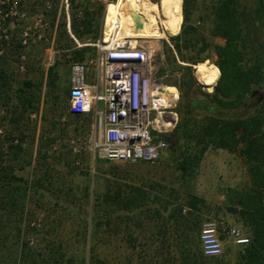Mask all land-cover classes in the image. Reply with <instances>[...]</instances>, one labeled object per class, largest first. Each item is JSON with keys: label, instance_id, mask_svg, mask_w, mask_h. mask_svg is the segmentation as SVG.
<instances>
[{"label": "trees", "instance_id": "16d2710c", "mask_svg": "<svg viewBox=\"0 0 264 264\" xmlns=\"http://www.w3.org/2000/svg\"><path fill=\"white\" fill-rule=\"evenodd\" d=\"M210 1L208 10L202 13L201 0H160L158 4L162 21L175 34L170 36L171 45L164 50L159 74L168 76L169 62L178 59L185 63H178L174 69L184 71L181 92L184 121L178 126L195 138L197 148L184 154L180 145L183 136L176 129L172 137L165 138L183 177L194 176L202 154L210 146L230 152L238 150L251 185L236 193L238 206H227L248 232V242L239 245L236 251L235 264H264V99L250 113L240 111L253 91L264 90V0ZM68 2V19L65 11L59 9L58 0L45 10V17L49 26L55 28L54 48L63 52L66 62L72 63L82 61L86 53H94V46H77L75 39L88 37L95 41L99 37L104 1ZM217 36L223 38V44L213 42ZM210 50L216 55L218 79L213 91L201 89L200 97L195 92L191 67L208 58ZM21 55L20 39L16 36L9 42L0 39V256H8V261L0 259V264H225L223 255L205 256L200 247V205L205 204L204 197L192 192L183 196L175 188L160 183L155 187L121 182L117 179L123 177L113 171L104 188L90 183L73 185L71 179L53 178L50 174L53 165L46 162V152L56 140L57 129L52 124L51 135L40 133L36 139L35 126L27 124L25 117L38 110L42 88L50 94L56 87V60L45 68L40 65L41 59L29 52L25 75L15 87L11 67ZM34 59L39 60L38 67L32 64ZM36 71L38 79L31 76ZM164 83L182 88L180 81L171 83L167 78ZM68 91L69 87L63 91L66 97ZM54 103L64 110L58 96ZM195 108L201 109V117L191 123L190 115ZM69 115L74 119V130L81 127L86 132L87 125H79L83 115ZM64 163L68 166L69 161ZM25 168L31 169L33 177L16 173ZM31 190L48 195L43 196L42 204L51 208L54 227L48 229L47 235L56 241L35 253L27 241H20L17 246L16 240L15 248L8 243L25 230L23 214ZM84 204L90 207L86 216L80 213ZM184 205L188 206L187 213ZM72 206L79 210L74 232L64 228L65 220L61 218ZM120 232L127 245L122 251L114 246L108 256V244ZM72 238H76L75 245L71 244Z\"/></svg>", "mask_w": 264, "mask_h": 264}, {"label": "rangeland", "instance_id": "374dc122", "mask_svg": "<svg viewBox=\"0 0 264 264\" xmlns=\"http://www.w3.org/2000/svg\"><path fill=\"white\" fill-rule=\"evenodd\" d=\"M103 1L104 9L101 33L103 31V37L105 40L108 39L110 34L114 31L115 22L118 21L119 35H138L141 43L157 50V55L154 59L155 62L159 63L161 61V55L162 59L165 58L164 50L166 49L167 45H171V41L169 39L170 36L175 34L170 33L172 29H167L166 27L168 25L162 21V16L158 7L160 0H153V2L156 3L154 5H152L153 3H149L147 6V12L142 11L139 13L142 16V28L138 29L136 32L133 31L130 14H127L126 11L129 7H134V4H138L139 0ZM53 2L54 0H50V6L53 4ZM210 3V0H201V13L208 10ZM58 7L59 9H63L65 11L63 5L61 4V0H58ZM22 8L29 13V19L31 21L36 17L37 14L42 15L45 22L44 31L42 32L45 36L43 35L44 37L42 39L33 38L32 40L31 38V41L27 46L21 45L22 55L20 56L19 61L13 63L11 67L15 75L13 86L16 87L20 85V80L25 75V66L28 60L27 54L29 52L32 51V53L36 54V58L41 59L40 65L45 68L54 60H56L55 70L58 74L55 78L56 87L51 90L50 94H46L44 92V88H42L43 90L41 91L38 110L25 117V122H27V124H29L31 127L35 126L36 139L40 133H44L46 136L51 135L53 125L57 129H55L56 131L54 133L56 140L46 152L48 157L46 162L52 163L53 165L50 170V174L53 176V178L67 179L68 181L71 179L73 185H75V183H78L79 185L90 183V185L93 184L95 187L104 188L107 179L112 177L113 171L115 172L116 176L123 177V179H117L121 182L140 183L149 186L154 185L155 187H158L157 183H160L166 185L167 187L175 188L180 193V195L183 196L186 192H192L204 197L206 201L204 205H200L202 223L208 219H218L220 217H224L229 223L238 226L242 233L247 236V229L243 226L242 222L239 221L238 215H236V213H230L227 210V206L229 204L238 206L236 193L242 192L244 188L251 185L246 166L238 150L230 152L221 148H215L211 146L208 147L201 156L198 167L193 173L194 176L185 177H183L181 172L177 170V162L174 160V156L170 153L169 147L166 152L154 163L141 161L135 163H105L103 160L93 161L89 153L85 150H81L76 154L71 151V154H68L69 149H71V139L82 137L87 132L91 121V116L90 114H84L83 118L79 121L80 126L83 124L87 125L86 132H82L81 127L78 131L74 130L72 126L74 119L66 110L67 97L63 93L64 89L69 87V66L71 63L66 62L62 51H58L54 48V38L52 39V33L55 28L52 29L49 26V23L45 17V10L48 9H44L41 3L38 4L33 0H23ZM79 12L80 11H78V15ZM193 21H195L197 24L196 15L193 16ZM202 25L203 24L201 23V26ZM166 29L169 31L166 32ZM33 31L40 32V28L38 27ZM18 32L19 31H17V34L15 35L16 39H19ZM262 39L264 40V33L262 35ZM213 42L223 44L224 40L223 38L217 36L213 38ZM49 46L50 50L45 52V48H48ZM94 53H89L87 55L92 56ZM37 59H34L32 64L38 67L39 60ZM215 60L216 55L212 50H210L208 58H206L204 61L192 64V75L196 81L195 92L196 95L200 97L201 89L212 92L213 87L217 82L218 78ZM178 63L185 64L178 59L174 62L168 63V76H164L163 82L165 79L169 78L171 83H174L175 81H180L181 83L182 88L181 90L178 89L179 98L176 102L178 121L176 127L173 129V132H175L176 129L178 134L183 136L180 139V145L184 154H188L189 151L190 153H193L197 146L195 145V138L189 137L188 134L185 133V130H183L185 128L178 126L181 120L184 121L182 118L183 115L181 108V101L183 100L181 97V92L184 91V84L182 81L184 77V71L180 69L174 70ZM210 66H213L215 71H213L212 68L209 69ZM31 76L34 77V79H38L39 72L36 71L31 74ZM173 86L174 85H167V87L163 88L162 93L164 94V97L161 100V103H166L168 96L171 95V93H175ZM57 96L60 98V106H64V110L59 109L58 106L56 107L54 100ZM60 110L63 111L62 114H59ZM1 111L2 110L0 109V113ZM240 111L244 113L251 112L249 109H241ZM200 114L201 109H193L192 114L190 115L191 123L196 122L201 117ZM241 145L242 144H240L238 148L241 147ZM70 157L74 159L73 163L70 162ZM75 160H78V163H75ZM63 161H69L68 166H65ZM111 166L116 168H109ZM16 173L24 177H33V173L29 168L17 170ZM230 188H232L233 191H230ZM150 190L153 189L150 188ZM43 196L47 197L48 195L46 194ZM43 196H41L39 193L35 194V192L32 190L29 193L27 205L24 211L25 214H23L25 219L22 223L25 230L21 233L19 238L14 236V239H10L8 243L11 244V247L15 248L16 240L19 241L17 242V246L20 241H27L28 245L32 248V253H35L37 251L42 252L46 250L45 248L48 245L56 243V241L51 238L50 234L47 235L49 233L47 232L48 229L54 227V216L51 213L52 211L49 205L42 204L45 202V200H43L45 197ZM184 207L187 208L188 206L184 205ZM187 211L188 210H186L184 213H187ZM89 212L90 207L84 204L80 210L81 215L86 216L89 214ZM78 214L79 210L73 206L67 209L64 212V215L61 216V218L65 220H63L64 228L70 231L73 230L74 232L76 228V222L78 221ZM28 219H30V222ZM28 222L30 223L29 226L27 225ZM169 230H171V227H169ZM75 240L76 238H72L71 244L75 245ZM222 243L223 248L221 255L224 256L223 262L225 264H235L237 257L236 251L238 248H240V246L234 244L229 237L223 239ZM10 244L8 245L10 246ZM126 245V240L123 239L122 232H120L118 236L108 244V256L110 255L112 249L114 250V246H117L118 250L122 251V248ZM0 259L7 262L8 256H0Z\"/></svg>", "mask_w": 264, "mask_h": 264}, {"label": "built area", "instance_id": "2783aa9c", "mask_svg": "<svg viewBox=\"0 0 264 264\" xmlns=\"http://www.w3.org/2000/svg\"><path fill=\"white\" fill-rule=\"evenodd\" d=\"M33 1L44 9L50 8V0ZM22 3L23 0H0V39L9 42L19 31L21 45L27 46L31 38L45 36V22L40 14L31 21ZM61 4L68 19V0H61ZM118 26L116 21L108 39H104L102 31L92 43L94 55H86L69 66L67 112L91 116L87 132L71 139V151L76 154L85 150L93 161L154 163L168 149L165 136L177 125L179 91L173 86L175 93L161 103V88L167 87L164 75L159 74L162 55L161 61L155 62V48L141 43L138 35H119ZM38 27L40 32H34ZM54 35L55 29L52 39ZM221 235L236 245L248 242L241 229L224 217L208 219L199 234L205 256L222 253Z\"/></svg>", "mask_w": 264, "mask_h": 264}, {"label": "crops", "instance_id": "0c3cea01", "mask_svg": "<svg viewBox=\"0 0 264 264\" xmlns=\"http://www.w3.org/2000/svg\"><path fill=\"white\" fill-rule=\"evenodd\" d=\"M149 3H153L152 5H154L156 2H153V1H151V0H139V3L138 4H134V7H135V9H136V13H140V12H142V11H144V12H147V6L149 5ZM124 10V9H123ZM129 11H130V7L127 9V14H129ZM123 12H125V11H123ZM117 19H119V18H117ZM100 36H101V34L99 35V37L97 38V39H99L100 38ZM96 39V40H97ZM95 40V41H96ZM75 41H76V43H77V46H81V45H91V46H93L92 45V43L93 42H95V41H91V39L90 38H88V37H85V38H83L82 40H77V39H75ZM50 50V46L48 47V48H45V52H48ZM55 52V51H54ZM87 54H89V53H86V55ZM221 238H222V240L223 239H225L226 238V236L225 235H221ZM228 238V237H227Z\"/></svg>", "mask_w": 264, "mask_h": 264}, {"label": "flooded vegetation", "instance_id": "af4514ba", "mask_svg": "<svg viewBox=\"0 0 264 264\" xmlns=\"http://www.w3.org/2000/svg\"><path fill=\"white\" fill-rule=\"evenodd\" d=\"M263 99H264V92L263 91H253L250 94V98L248 99V101L245 104H243L242 109H244V110L254 109ZM173 133L174 132L172 131L167 136L172 137Z\"/></svg>", "mask_w": 264, "mask_h": 264}, {"label": "water", "instance_id": "95a60500", "mask_svg": "<svg viewBox=\"0 0 264 264\" xmlns=\"http://www.w3.org/2000/svg\"><path fill=\"white\" fill-rule=\"evenodd\" d=\"M130 17L132 19V25H133V31L134 32H136L138 29L142 28V16L139 13L131 12ZM167 135H169V133H167Z\"/></svg>", "mask_w": 264, "mask_h": 264}, {"label": "bare ground", "instance_id": "6f19581e", "mask_svg": "<svg viewBox=\"0 0 264 264\" xmlns=\"http://www.w3.org/2000/svg\"><path fill=\"white\" fill-rule=\"evenodd\" d=\"M136 11V9H135V7H130V11H129V14L131 13V12H135ZM210 68H212L213 69V71H215V68L213 67V66H210L209 67V69ZM213 76V75H212ZM158 87H161L160 85H158ZM163 88L164 87H162L161 89H162V92H163ZM162 98L161 99H163V97H164V94L162 93V96H161Z\"/></svg>", "mask_w": 264, "mask_h": 264}]
</instances>
